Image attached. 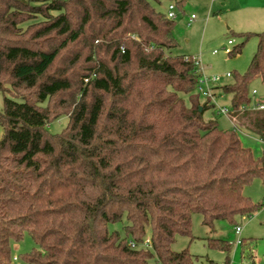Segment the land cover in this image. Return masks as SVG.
Masks as SVG:
<instances>
[{
  "label": "trees",
  "instance_id": "trees-1",
  "mask_svg": "<svg viewBox=\"0 0 264 264\" xmlns=\"http://www.w3.org/2000/svg\"><path fill=\"white\" fill-rule=\"evenodd\" d=\"M174 26L151 0H0V264L24 234L28 264H188L171 246L192 214L212 230L261 208L243 188L264 178V156L203 120L213 106L199 103L195 59L171 55ZM238 36L228 56L253 36L256 51L221 90L234 127L264 143L248 94L264 82V30ZM123 219L122 234L108 230ZM207 244L229 263L225 240Z\"/></svg>",
  "mask_w": 264,
  "mask_h": 264
},
{
  "label": "rangeland",
  "instance_id": "rangeland-1",
  "mask_svg": "<svg viewBox=\"0 0 264 264\" xmlns=\"http://www.w3.org/2000/svg\"><path fill=\"white\" fill-rule=\"evenodd\" d=\"M37 1V0H36ZM152 6L160 13L166 14L169 5H174L175 18L173 37L177 47L172 49V56H192L197 62V70L203 83V90L208 88L213 96L210 102L213 107L207 108L203 113L204 121H214L220 130L230 131L235 129L236 134L244 148H248L255 159L264 156V143L248 131L236 129L234 119L230 115H219L217 107L231 108V97L222 92L221 87L232 84L235 75H242L256 51L257 38L250 37L246 40L241 52L233 57L225 53V49H232L243 42L240 33H261L264 30V18L259 22L245 23L240 16L233 11L234 0H214L210 10L205 11V6L210 5L208 0H151ZM194 16L190 23L189 18ZM231 40L232 45H227ZM215 52V53H214ZM231 74L230 77H226ZM218 80L212 82L211 79ZM256 94L252 97L251 93ZM248 94L252 98L251 106L264 97V82L260 78H254L248 84ZM206 101L201 93L199 103ZM188 104V100L185 98ZM3 107V94L0 92V111ZM67 117L61 116L47 126L50 134L60 133L67 124ZM3 129L0 127V138ZM243 195L252 203L261 205V208L250 216H234L233 220L219 219L213 223L210 230L203 225L202 215L194 213L191 216V228L189 236H176L171 249L174 252L187 250L191 256L188 264H225V253L211 248L207 239H223L230 245L228 264H252L250 256H253L254 264H264V178H254L243 188ZM126 224L121 222L109 224V231L123 233ZM235 227L241 229L239 238L243 245H236L237 234ZM11 259L16 258L11 264H28L24 256L35 249V245L26 234L19 241H11ZM243 257V258H242Z\"/></svg>",
  "mask_w": 264,
  "mask_h": 264
},
{
  "label": "built area",
  "instance_id": "built-area-1",
  "mask_svg": "<svg viewBox=\"0 0 264 264\" xmlns=\"http://www.w3.org/2000/svg\"><path fill=\"white\" fill-rule=\"evenodd\" d=\"M174 10H175V6H174V5H169V6H168V8H167V13H166L167 18L174 20V18H175ZM193 19H194V16L191 15V17H190V19H189V22H192ZM232 44H233V42H232L231 40H229V41L227 42V45H229V46L232 45ZM228 52H229V49H225V53L227 54ZM214 53H215V52H214ZM195 61H196V60H195ZM196 63H197V62H196ZM226 77H230V74H227ZM217 80H218L217 77L211 79L212 82L217 81ZM203 83H206V81H203V80L201 79V77H200V79H199L198 91H199L204 97H206L207 99H209L210 102H214V101H213V96H212V94H211V91H210L208 88H206V90H203V88H202ZM255 94H256V92H255V91H252L251 95L254 96ZM252 108H253V109L262 110V109L264 108V106H263L262 104H260V103H256V102H255V103L252 105ZM216 109H217V113H218L219 115H227V116L229 115V110H227V109L224 108V107H217ZM235 233H236L237 236H238L237 241H236V245H240V243H241V239L239 238V236H240V233H241V229H240L239 227H235ZM130 245H131L132 248L134 247L133 244H130ZM148 245H149L148 240H145V242L143 243V246H144V247H147ZM12 261H16V258H13Z\"/></svg>",
  "mask_w": 264,
  "mask_h": 264
},
{
  "label": "crops",
  "instance_id": "crops-1",
  "mask_svg": "<svg viewBox=\"0 0 264 264\" xmlns=\"http://www.w3.org/2000/svg\"><path fill=\"white\" fill-rule=\"evenodd\" d=\"M208 1H210V5L205 6L206 12L207 9L208 11L210 10L209 8L214 0H208ZM234 1L235 4L233 11H235L234 13L238 14L240 16V19L245 23L254 24L255 22H259L261 18H264V0H234Z\"/></svg>",
  "mask_w": 264,
  "mask_h": 264
},
{
  "label": "water",
  "instance_id": "water-1",
  "mask_svg": "<svg viewBox=\"0 0 264 264\" xmlns=\"http://www.w3.org/2000/svg\"><path fill=\"white\" fill-rule=\"evenodd\" d=\"M201 110V108H199V111Z\"/></svg>",
  "mask_w": 264,
  "mask_h": 264
}]
</instances>
